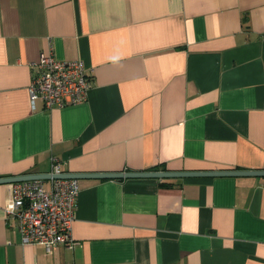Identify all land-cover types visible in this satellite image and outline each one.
<instances>
[{
    "label": "crops",
    "instance_id": "obj_1",
    "mask_svg": "<svg viewBox=\"0 0 264 264\" xmlns=\"http://www.w3.org/2000/svg\"><path fill=\"white\" fill-rule=\"evenodd\" d=\"M82 60L79 105L28 99L31 64ZM264 171V0H0V178ZM49 188V179L43 180ZM73 249L0 264H264V176L78 179Z\"/></svg>",
    "mask_w": 264,
    "mask_h": 264
},
{
    "label": "built area",
    "instance_id": "obj_2",
    "mask_svg": "<svg viewBox=\"0 0 264 264\" xmlns=\"http://www.w3.org/2000/svg\"><path fill=\"white\" fill-rule=\"evenodd\" d=\"M27 89L30 105L45 109L79 105L86 101L91 78L82 60L55 59L51 52L31 64ZM49 175L63 174L55 159ZM79 194L78 180L51 178L46 189L42 179L10 184L8 218L15 221L22 245L42 246L46 253L58 245L73 249L72 223Z\"/></svg>",
    "mask_w": 264,
    "mask_h": 264
},
{
    "label": "water",
    "instance_id": "obj_3",
    "mask_svg": "<svg viewBox=\"0 0 264 264\" xmlns=\"http://www.w3.org/2000/svg\"><path fill=\"white\" fill-rule=\"evenodd\" d=\"M220 176H264V171H205V172H185V171H147V172H128V173H77V174H60L51 176L49 174L21 175L0 178V184H11L20 181L33 179H51V178H95V179H122V178H194V177H220Z\"/></svg>",
    "mask_w": 264,
    "mask_h": 264
}]
</instances>
